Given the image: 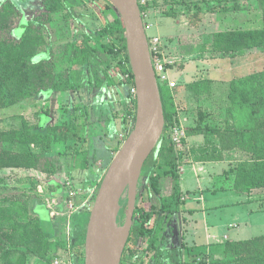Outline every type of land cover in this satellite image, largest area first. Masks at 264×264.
<instances>
[{
  "label": "rangeland",
  "instance_id": "obj_1",
  "mask_svg": "<svg viewBox=\"0 0 264 264\" xmlns=\"http://www.w3.org/2000/svg\"><path fill=\"white\" fill-rule=\"evenodd\" d=\"M64 1L63 10L46 16L44 0H0V9H4L6 2H12L18 11V15L13 14L11 17L0 11V30L8 28V36L21 40L17 47L4 46L0 42V164L18 162L22 154L40 152L39 148L31 144L13 142L10 132L20 135L28 126L40 123L42 126L56 125L63 123L68 117L69 92H50L48 101L44 100L43 93L39 97L32 94L31 90L47 86L50 81L49 74L40 70L38 62L41 59H51L56 74H64L69 70L67 58L71 51L68 44L86 38L91 39L93 45L99 42L97 32L105 22L93 8L91 2L95 1ZM218 5L230 8L238 6L241 9L227 13L214 12ZM170 12L172 16L167 15ZM263 12L264 8H259L258 0H166L161 9L149 17L148 22L152 24V28L148 35L161 37L163 52L168 60H178L171 66L169 78L175 83L174 89L184 104H178L179 112L173 125L167 128L166 136L170 135L171 128L177 124L185 131L186 149H189V144L204 147L203 135H186L198 126L200 110L208 114L202 126L209 123L224 127L226 123L238 124L242 121L244 110L234 113V121L227 114V109L232 105L229 100L230 84L233 80L258 75L264 85V47L237 54H217L213 51L212 34L228 30L261 29ZM78 15L80 17H77ZM180 39L182 43H179ZM207 79L212 82L210 100H201L188 90L190 84ZM158 86L162 87V84ZM132 126L131 123L128 134ZM194 139L197 141L193 142ZM68 150L70 152L61 149L51 154L50 146L47 151L54 163L61 164V167L58 166L61 176L58 177L62 178V182L72 179L75 183L79 177L82 179L80 182L86 184L85 175L79 176L82 172H77L80 161H92L95 155L81 153L77 157L79 160L73 161L71 156L75 149ZM100 152L99 149L95 151L98 154ZM247 159L243 152L238 151L227 153L221 162H211L214 170L210 171V179H214V185L217 187L221 185L219 181L223 182L225 187H204L202 196L208 207L215 203L223 204L225 217L221 236L214 240L210 248L205 244L197 247L184 243L183 231L176 222L177 216L164 218L157 246L162 249L181 250L184 262L213 264L225 260L220 250L227 242H231L229 239L264 235V225L260 226L264 224V220L248 229L243 220L236 222L231 218L233 212L229 203L234 195L230 190L233 187L235 171L239 163ZM178 168L180 180L183 181L187 176V169L180 164ZM165 170L166 167L160 163L152 172L162 174ZM55 181L60 182V179ZM55 181L51 175L34 169L0 168V264H36L39 260L78 264L73 255L75 232L80 226H87L90 211L86 210L83 220L82 214L78 212L82 208L76 204L77 212L71 214L65 210L63 213L66 215H56L53 218L48 211L46 199L49 197L50 185ZM146 181L145 177L140 179L138 190H144ZM198 196L199 193L194 198ZM90 202L92 204L89 210L94 203V197ZM195 204H199L196 208L199 209L200 203L194 202ZM187 206H190V202H186L183 208ZM68 215L71 219L69 229L66 226ZM125 215L126 206H123L121 225L125 221ZM245 215L243 219L247 218ZM179 223H186L182 226L186 229L188 223L185 220ZM223 233L229 239L223 237Z\"/></svg>",
  "mask_w": 264,
  "mask_h": 264
},
{
  "label": "trees",
  "instance_id": "obj_2",
  "mask_svg": "<svg viewBox=\"0 0 264 264\" xmlns=\"http://www.w3.org/2000/svg\"><path fill=\"white\" fill-rule=\"evenodd\" d=\"M94 1L91 2L94 10L104 18L105 22L104 26L97 32L99 42L95 43L94 47L90 44L91 39L86 38L80 43L68 44L71 51V54L67 58L69 70L64 74H56L51 59H41L37 65L40 67V70L49 74L50 81L47 86L31 90L33 95L39 97L43 93L44 100L48 101V94L50 92L70 91L73 87L71 66L84 65L89 57L96 58L98 52L108 55L111 61H115L119 56L115 51L117 44L120 45L121 52L126 51L124 29L117 12L107 0H102L101 2L100 0ZM222 1L234 2L236 0ZM258 2L259 8L263 10L264 0H258ZM43 4L46 8V14L44 12V15L47 16L53 12L63 10L65 1L44 0ZM219 5L214 12L227 13L232 10L238 11L241 9L238 6L230 8ZM3 7L4 9H0L3 14L10 17L13 14L18 15L17 8L12 2H6ZM139 8L142 15L148 9L141 5H139ZM171 13L167 15L172 16L173 14ZM77 17H80V15ZM7 32L8 28L0 30V42L4 46L17 47L21 43V40H14L11 36L7 35ZM107 38L112 40V44L106 43ZM180 42L182 43L181 39L179 40ZM183 42H186V40H183ZM192 45L194 47V43ZM212 46L215 53L223 55L237 54L245 50L264 47V12L262 14L261 29H239L213 33ZM114 70L118 74L119 66L117 64L114 66ZM132 79L133 76L131 74V80L123 83L132 85ZM211 86V80H201L190 84L188 90L197 95L201 100H210L212 97ZM159 92L165 119L164 133L158 147L143 166L141 178L145 177L147 181L144 190L137 191L131 232L120 264H211L184 262L181 250L162 249L157 246L164 218L184 211L185 201L179 185L178 165L191 164L192 162H221L224 159L225 153L240 149L248 159L237 166L233 189L243 194H249L256 189H263L264 85L261 83V78L258 75H252L231 82L229 100L232 105L227 109V114L234 121V113L244 110L243 119L238 124L226 123L224 127H220L205 123L202 126L208 114L204 113L203 110L198 112V126L186 135L188 137L193 135L204 136V149L199 155L191 153L187 148L177 156L173 144H171L165 133L167 128L170 125L172 126L173 121L176 119L179 112L178 104L182 106L184 103L179 99L175 89L170 90L167 86L162 85V87L159 86ZM131 103L132 107L129 115L133 124L135 118L134 98H132ZM68 121L57 125L47 124L42 126L41 123L31 125L25 128L24 133L20 135L16 132H10L13 142L31 144L39 148L40 152L30 155L22 154L20 161L0 164V168L34 169L51 176L55 175L58 172V165L47 154L49 147L52 144L81 141L87 136V132L83 131L84 125L82 123L76 120ZM83 163L82 169H87L89 165L90 167L91 164L93 165V162L90 163L89 160H83ZM160 163L161 166L166 167V170L162 174H155L152 171ZM88 211L90 210L88 209ZM46 213L48 216L47 211ZM86 227L80 226L77 228L74 238L75 248L73 247V253L80 264L84 263ZM221 253L225 260L213 264H264V235L246 240L227 242Z\"/></svg>",
  "mask_w": 264,
  "mask_h": 264
},
{
  "label": "crops",
  "instance_id": "obj_3",
  "mask_svg": "<svg viewBox=\"0 0 264 264\" xmlns=\"http://www.w3.org/2000/svg\"><path fill=\"white\" fill-rule=\"evenodd\" d=\"M90 44L95 47L92 43ZM115 65L116 60L111 61L108 55L98 52L96 58L89 57L84 65L71 66L73 87L72 90L66 91L67 93L69 92L67 97L70 99V106L68 108V117L64 122L76 120L82 123L84 125L83 131L87 132V136L81 141H69L51 145V154L61 149L67 150V152H70L68 150L70 148L75 149L71 156L73 161H78L77 157L81 153L84 155H95V159L89 161L90 163L93 162V165L91 164V167L89 165L87 169H82L81 166L84 163L80 161L77 172H82L79 176L85 175L86 184L80 182L82 179H79V177L77 183L70 179L74 187L79 191L74 202L81 206L82 209L78 212L82 214L81 217L83 219L85 218L86 210L92 204L90 200L94 197V190L98 188V184H100L114 156L126 139L129 126L131 125L129 111L132 107V97L129 95V85L124 84V81L116 74ZM196 141L197 139L193 140V142ZM97 149L101 151L100 154L95 153ZM203 149V147H195L189 144L190 152L196 153V155H199ZM238 151L242 152L240 149H235L228 153H236ZM59 158L62 159V157ZM59 165L61 167V164ZM184 167L187 169V176L184 177L183 181L180 180L181 178L179 179V185L184 195L185 203L190 202V206H187L183 212L171 216H177L176 222L183 231L184 243H187L188 246L197 247L205 244L210 248L214 240L220 238V232L224 228L225 214H223V209L225 206L215 203V205L208 207L205 203V198L202 196V191L204 187L223 189L222 187L225 186L223 182L219 181V185H221L217 187L214 185V179H210L209 175L212 173L210 171L214 170L212 163L192 162L184 165ZM58 176H61L58 172L51 176L54 181L60 179V182L51 183L48 198L54 197L61 189L62 178ZM230 191L234 195L229 203L233 212L231 213V218L235 219L236 222L243 220L248 229L254 225L261 224L260 222L264 220V188L256 189L249 194L240 193L234 190L233 187ZM198 193L199 196L194 198ZM194 202L200 203L199 209H196L199 204H195V206ZM198 211L200 213H197ZM245 213H247V218L243 219ZM181 220H185L188 223L186 229L182 227L186 223L182 225L179 223ZM262 225L264 224L260 226L262 227ZM233 226L236 227L235 224ZM223 237L228 238L224 233ZM253 237L249 235L247 239ZM240 240L246 239H229V241Z\"/></svg>",
  "mask_w": 264,
  "mask_h": 264
},
{
  "label": "water",
  "instance_id": "obj_4",
  "mask_svg": "<svg viewBox=\"0 0 264 264\" xmlns=\"http://www.w3.org/2000/svg\"><path fill=\"white\" fill-rule=\"evenodd\" d=\"M124 29L125 48L136 89L133 126L104 174L90 210L84 264H120L127 245L142 169L158 147L165 119L138 0H107ZM126 206L123 225L117 212ZM38 264H48L38 261Z\"/></svg>",
  "mask_w": 264,
  "mask_h": 264
},
{
  "label": "built area",
  "instance_id": "obj_5",
  "mask_svg": "<svg viewBox=\"0 0 264 264\" xmlns=\"http://www.w3.org/2000/svg\"><path fill=\"white\" fill-rule=\"evenodd\" d=\"M164 1L166 0H139L138 4L142 7L148 8L147 11L142 15V19L144 30L147 34L151 62L157 82L158 84L165 85L170 90H173L175 87V83L171 82L169 78V71L171 66L174 65L175 61L178 60H168L166 54H164L163 52L164 44L161 37H159L158 35H148V32L152 28V24L148 22V19L154 12L156 13V11L161 9V7L164 5ZM106 43L112 44V40L110 38H107ZM120 49V45L117 44L115 46V51L119 54L118 59L116 60V64L119 66L118 76L122 81L128 82L131 80L132 72L126 51L121 52ZM129 95L134 99L136 97V89L133 83L132 85H129ZM165 134L167 135V130ZM167 137L171 141V144H173L177 156L180 155L184 150H186L185 131L181 126L175 124L171 128L170 135H168ZM178 171H180V168H178ZM62 186L64 188L63 194L58 193L54 197L46 199L48 210L50 212V215L53 217H55L56 215H66L63 213L65 210L69 211L71 214L77 211V206L74 201L79 191L74 187L73 182L70 179H65L62 182ZM96 191L97 189L94 190V194L96 193ZM70 220V215H68V221L66 223L68 229L70 228Z\"/></svg>",
  "mask_w": 264,
  "mask_h": 264
},
{
  "label": "flooded vegetation",
  "instance_id": "obj_6",
  "mask_svg": "<svg viewBox=\"0 0 264 264\" xmlns=\"http://www.w3.org/2000/svg\"><path fill=\"white\" fill-rule=\"evenodd\" d=\"M59 193L60 194H63L64 193V188H63V186H62V184H61V189H60V191H59ZM49 211V210H48ZM54 218V217H53ZM126 248V247H125ZM125 250V249H124ZM124 253V252H123ZM73 255H74V253H73ZM75 256V255H74ZM76 257V256H75ZM77 259V258H76ZM39 261H41V260H39ZM78 261V260H77ZM122 261V260H121ZM43 262H47L48 264H63L62 262H60V261H58V260H43ZM36 264H38V261H37V263ZM78 264H80L79 262H78ZM84 264V263H83Z\"/></svg>",
  "mask_w": 264,
  "mask_h": 264
},
{
  "label": "bare ground",
  "instance_id": "obj_7",
  "mask_svg": "<svg viewBox=\"0 0 264 264\" xmlns=\"http://www.w3.org/2000/svg\"><path fill=\"white\" fill-rule=\"evenodd\" d=\"M122 212H123V206L119 208V210L117 212V216H116L117 223H119V221H120V224H121V219H122Z\"/></svg>",
  "mask_w": 264,
  "mask_h": 264
}]
</instances>
